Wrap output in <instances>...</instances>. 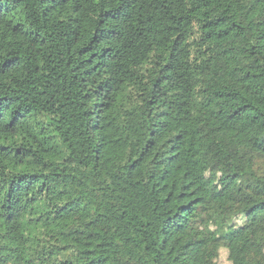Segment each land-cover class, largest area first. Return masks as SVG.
I'll list each match as a JSON object with an SVG mask.
<instances>
[{"label": "trees", "instance_id": "1", "mask_svg": "<svg viewBox=\"0 0 264 264\" xmlns=\"http://www.w3.org/2000/svg\"><path fill=\"white\" fill-rule=\"evenodd\" d=\"M211 248L264 264V0H0V264Z\"/></svg>", "mask_w": 264, "mask_h": 264}, {"label": "rangeland", "instance_id": "2", "mask_svg": "<svg viewBox=\"0 0 264 264\" xmlns=\"http://www.w3.org/2000/svg\"><path fill=\"white\" fill-rule=\"evenodd\" d=\"M193 251L194 248H189L183 252L188 256H191ZM216 256H217V262L219 264H235V260L238 258V255L236 254L232 259H228L227 254L222 250L218 251L217 248L208 249L207 251H204L202 254V257L208 261H214L216 259ZM181 264H191V263L189 261H182Z\"/></svg>", "mask_w": 264, "mask_h": 264}]
</instances>
